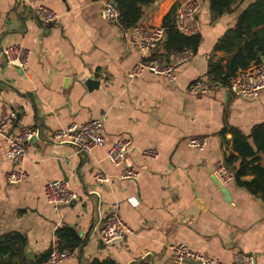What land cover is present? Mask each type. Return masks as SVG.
Instances as JSON below:
<instances>
[{
    "label": "crops",
    "instance_id": "crops-1",
    "mask_svg": "<svg viewBox=\"0 0 264 264\" xmlns=\"http://www.w3.org/2000/svg\"><path fill=\"white\" fill-rule=\"evenodd\" d=\"M105 1L0 0V120L13 113L8 132L24 126L38 130L17 166L6 158L0 135V236L22 234V252L33 260L57 248L58 227H71L83 242L59 264L106 259L173 264L169 247L179 243L225 262L237 251L251 253L255 264H264V198L234 180L221 182L226 197L212 179L223 155L237 154L231 133H225L226 142L219 136L225 123L246 135L264 123V88L252 98L220 87L200 95L187 91L190 82L207 80L210 56L225 64L228 53H212L213 45L253 0L237 1L214 20L209 1L201 0L195 17L201 42L172 80L147 70L128 77L140 59L166 57L161 42L152 53L130 45L118 24L100 16ZM184 1L154 0L138 24L161 25L170 8L176 11ZM40 4L54 12L55 20L38 19ZM11 45L24 50L22 67L7 63L3 50ZM89 78L97 83L87 85ZM96 117L104 118L103 145L84 152L52 140L53 132L71 122ZM122 134L132 145L114 165L106 152ZM193 136L206 137V145L188 146ZM148 147L155 157L142 155ZM123 166L136 168L138 178L120 179ZM13 167L27 176L16 184L5 179ZM55 179L66 180L75 198L54 207L44 186ZM115 202L130 231L121 243L103 244L98 231ZM19 261L0 257V264Z\"/></svg>",
    "mask_w": 264,
    "mask_h": 264
},
{
    "label": "built area",
    "instance_id": "built-area-1",
    "mask_svg": "<svg viewBox=\"0 0 264 264\" xmlns=\"http://www.w3.org/2000/svg\"><path fill=\"white\" fill-rule=\"evenodd\" d=\"M201 5V0H185L175 11L174 25L177 30L185 34H193L198 30L196 13ZM38 19L44 22L55 20L54 12L45 5H38L36 8ZM100 16L108 23L117 24L119 11L112 0L104 2L100 9ZM122 36L133 47L152 53L157 45L163 40L164 32L161 25L150 26L135 24L122 29ZM7 63L15 64L18 67L23 65L24 50L19 45H11L3 50ZM193 52L184 49L181 52L172 55L169 60H160L151 57V54L140 59L127 73L128 77L137 76L142 70H147L153 74L160 75L166 80H172L175 76L177 67L189 61ZM264 88V62L251 64L246 69L237 71L230 79L228 91L242 98H252ZM214 88L203 79H196L187 86V91L193 95L208 94ZM13 113L0 120V135L6 142L5 156L13 165L17 166L23 160L26 154L27 143L32 137H36L38 130L31 127H21L17 133L8 132L6 129L10 125ZM52 140L55 142H65L73 145L80 151L89 152L93 148L103 145L104 142V118H90L83 122H71L64 128L53 132ZM190 147L201 149L206 143V137L193 136L186 141ZM132 145V139L127 135H120L107 149L106 157L114 165L120 164ZM142 155L146 157H155L154 148H143ZM139 172L132 166H123L119 173L120 179L136 180ZM213 175L220 182L233 180L232 171L225 166L223 161L216 164ZM26 173L15 169L14 167L5 173V179L10 184H16L26 178ZM46 201L54 207L60 204L69 203L75 198V194L68 189L66 180H49L44 186ZM120 202L111 204L109 213L104 218L99 231L98 238L103 244L121 243L125 235L130 231L127 224L120 215ZM173 256V264H255L254 255L251 253L237 251L232 255L230 261L225 262L218 258L204 256L202 253L189 248L187 245L179 243L172 244L169 247ZM72 252L69 250H58L53 247L47 258L42 264H59L65 260ZM129 264H151L148 261H133Z\"/></svg>",
    "mask_w": 264,
    "mask_h": 264
},
{
    "label": "trees",
    "instance_id": "trees-1",
    "mask_svg": "<svg viewBox=\"0 0 264 264\" xmlns=\"http://www.w3.org/2000/svg\"><path fill=\"white\" fill-rule=\"evenodd\" d=\"M119 11L117 24L121 29L128 28L141 20L144 8L154 0H112ZM210 18L214 20L223 13L232 11L237 1L241 0H208ZM175 6L162 18L164 38L161 41L163 55L166 59L189 49L193 53L197 50L201 35L196 32L185 34L174 25ZM223 51L228 53L225 64L208 59L206 70L207 82L212 88H226L231 77L239 70L246 69L251 64L259 63L264 57V0H253L238 15L235 24L216 40L212 53ZM258 53L260 55H258ZM156 58V54H151ZM158 59V58H157ZM231 133V148L237 154H224L222 161L232 171L233 180L239 187L252 195L264 198V123L252 126L246 135L235 127L225 123L219 132L222 142H226L224 135ZM250 175L247 180L245 177ZM58 250L73 252L82 244L83 240L71 227H58L55 232ZM25 237L17 232H9L0 236V257L6 255L9 259L19 258V262L8 264H42L48 252L29 260L23 252ZM16 246V247H15ZM92 264H117L109 259L93 260Z\"/></svg>",
    "mask_w": 264,
    "mask_h": 264
},
{
    "label": "water",
    "instance_id": "water-1",
    "mask_svg": "<svg viewBox=\"0 0 264 264\" xmlns=\"http://www.w3.org/2000/svg\"><path fill=\"white\" fill-rule=\"evenodd\" d=\"M258 55H260V54L258 53ZM261 61L264 62V57H261ZM65 81H70V80H69V78H67V79H65ZM96 83H97L96 80H93L90 78L86 80L87 85L96 84ZM35 138L36 137H32L31 140H34ZM212 179L215 182V184L221 189L223 194L227 197L228 196L227 190L222 186V183L220 181H218L217 178H215V177H213Z\"/></svg>",
    "mask_w": 264,
    "mask_h": 264
}]
</instances>
